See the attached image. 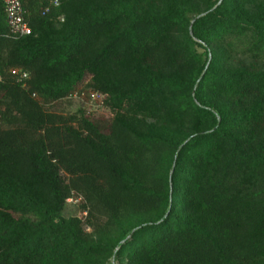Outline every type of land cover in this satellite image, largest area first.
Here are the masks:
<instances>
[{"label": "trees", "instance_id": "trees-1", "mask_svg": "<svg viewBox=\"0 0 264 264\" xmlns=\"http://www.w3.org/2000/svg\"><path fill=\"white\" fill-rule=\"evenodd\" d=\"M20 1L0 264H264V0ZM82 86L106 122L53 109Z\"/></svg>", "mask_w": 264, "mask_h": 264}, {"label": "rangeland", "instance_id": "rangeland-1", "mask_svg": "<svg viewBox=\"0 0 264 264\" xmlns=\"http://www.w3.org/2000/svg\"><path fill=\"white\" fill-rule=\"evenodd\" d=\"M88 80L89 77L87 76L84 79V84H86ZM82 90H85L83 86L81 87V92ZM86 91L87 90L79 95L76 94L73 98L66 100L64 103L55 104L53 109L58 113H70L78 108H83L90 120L98 123L106 122L110 118V113L102 106V99L96 96L91 97L92 94ZM68 204L65 214H74L79 218L83 217V214L78 210V206L80 205L79 199H71L68 201Z\"/></svg>", "mask_w": 264, "mask_h": 264}, {"label": "built area", "instance_id": "built-area-1", "mask_svg": "<svg viewBox=\"0 0 264 264\" xmlns=\"http://www.w3.org/2000/svg\"><path fill=\"white\" fill-rule=\"evenodd\" d=\"M4 6V12L9 26L10 33L14 36H28L30 34V29L23 20L22 7L20 0H0ZM60 0H54L53 5L58 6ZM16 72L13 71L14 75ZM25 78V75L22 76ZM96 96L101 98L97 94H92L91 97ZM102 99V98H101Z\"/></svg>", "mask_w": 264, "mask_h": 264}]
</instances>
